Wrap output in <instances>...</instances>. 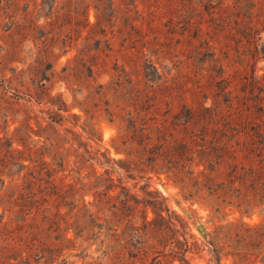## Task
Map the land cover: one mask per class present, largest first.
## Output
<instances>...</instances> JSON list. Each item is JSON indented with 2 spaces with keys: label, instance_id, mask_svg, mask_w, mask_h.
Instances as JSON below:
<instances>
[{
  "label": "rangeland",
  "instance_id": "obj_1",
  "mask_svg": "<svg viewBox=\"0 0 264 264\" xmlns=\"http://www.w3.org/2000/svg\"><path fill=\"white\" fill-rule=\"evenodd\" d=\"M0 264H264V0H0Z\"/></svg>",
  "mask_w": 264,
  "mask_h": 264
}]
</instances>
